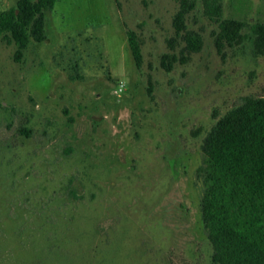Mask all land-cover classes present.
<instances>
[{
  "label": "rangeland",
  "instance_id": "obj_1",
  "mask_svg": "<svg viewBox=\"0 0 264 264\" xmlns=\"http://www.w3.org/2000/svg\"><path fill=\"white\" fill-rule=\"evenodd\" d=\"M179 6L57 0L22 61L0 42V264H211L202 144L225 112L264 96V55L250 38L219 50L200 3L187 25L203 48L187 55ZM224 16L264 22V0H224Z\"/></svg>",
  "mask_w": 264,
  "mask_h": 264
},
{
  "label": "trees",
  "instance_id": "obj_2",
  "mask_svg": "<svg viewBox=\"0 0 264 264\" xmlns=\"http://www.w3.org/2000/svg\"><path fill=\"white\" fill-rule=\"evenodd\" d=\"M56 2L18 0L0 13V42L15 46L16 61L23 60L32 42L45 41L47 15ZM199 3L204 16L218 25L219 50L224 44L234 46L250 38L254 55H264L263 21L249 24L225 17L224 0H179L173 26L187 55L203 48L200 32L187 25ZM126 38L133 60L141 68L144 55L138 33L128 29ZM170 59L165 57L168 70ZM202 151L205 159L198 169L204 184L201 220L212 247L211 264H264V96L246 97L220 116L205 137Z\"/></svg>",
  "mask_w": 264,
  "mask_h": 264
},
{
  "label": "built area",
  "instance_id": "obj_3",
  "mask_svg": "<svg viewBox=\"0 0 264 264\" xmlns=\"http://www.w3.org/2000/svg\"><path fill=\"white\" fill-rule=\"evenodd\" d=\"M123 88V84H121V86H120V89H122Z\"/></svg>",
  "mask_w": 264,
  "mask_h": 264
}]
</instances>
